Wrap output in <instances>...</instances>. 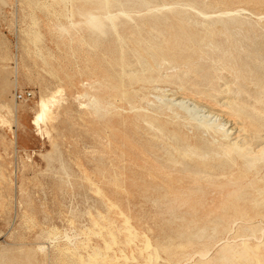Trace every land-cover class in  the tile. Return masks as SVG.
Here are the masks:
<instances>
[{
    "label": "rangeland",
    "instance_id": "rangeland-1",
    "mask_svg": "<svg viewBox=\"0 0 264 264\" xmlns=\"http://www.w3.org/2000/svg\"><path fill=\"white\" fill-rule=\"evenodd\" d=\"M101 1L0 0V264H259L264 189L209 178L174 203L139 116L264 99V0Z\"/></svg>",
    "mask_w": 264,
    "mask_h": 264
},
{
    "label": "bare ground",
    "instance_id": "bare-ground-1",
    "mask_svg": "<svg viewBox=\"0 0 264 264\" xmlns=\"http://www.w3.org/2000/svg\"><path fill=\"white\" fill-rule=\"evenodd\" d=\"M103 2L104 1H101L102 5L105 3V2L104 3ZM101 3L99 5H101ZM104 6H106V5H104ZM104 18H102V22H104L103 21ZM102 22H101V25H102ZM110 22L114 26L113 21H110ZM104 25H105V23H104ZM105 26H107V23ZM100 28H102V27L100 26ZM130 62H132V61H130ZM130 62H129V64H130ZM134 62L136 63V61H134ZM137 63H138V61H137ZM138 66L140 67L141 65H138ZM126 73L128 74V72H126ZM145 73H146V71H145ZM121 74H122V71H121ZM134 77H135V75H134ZM128 83H129V80H128ZM108 87H110V85ZM177 94L178 93L170 94L171 95L170 99L165 100V101L161 102L160 104H157L155 107L153 106L154 109L153 110L151 109L152 110L151 114L139 116V117L147 118L148 120H146V122L149 123V125H148L149 129H145L146 134L149 136V140L144 141V144H145L144 148H145L146 154H147L146 155V161H147L146 163L150 167L149 170L147 168H146V170H148V176L151 178V180L153 182H158V181L163 182L164 185L162 186L161 189L166 193V195H172L174 197L173 202L174 203L181 202V205L184 207L187 206L188 201L187 200L181 201L180 198H182L185 195L198 193L200 190L199 189L200 187L196 188V187H193L192 185H200L201 183L204 182L205 179H209V178H225L226 179L227 177H233V178L237 177L239 181H242V183H243V181L245 182L246 180H251V181L255 182L257 189H259V188L264 189V99L261 98L262 100H258L257 102H255V104L256 103L257 104L255 106H252V108L249 110L248 113L246 111L245 112L246 115H244V116L237 115L236 113L233 112V110L224 111L223 108H222V110L220 109L218 115H216L212 111L207 109L209 107H212L213 105H210L209 103L207 105H205V103L203 104V103H201V101L200 102L196 101V99H194L193 97H188V96H185L183 94H181L180 96H177ZM250 95H252V94H250ZM224 99H225V97H224ZM232 99H234V98H232ZM125 100H126V98H125ZM128 100H127V102H128ZM245 100H246V98H245ZM241 101H242V99H241ZM224 102H226V101H224ZM231 102H233V101L231 100ZM243 103H244V101H243ZM45 104H46L45 100H41L42 112L40 114V121L43 123L46 122V112L43 110ZM238 105H237V108H238ZM221 106H220V108H221ZM235 108H236V105H235ZM214 118H216V119L213 121ZM220 118H225V122L220 121ZM218 120H219V123H217ZM154 121L157 122L158 124H156ZM137 126H139V125H137ZM132 129H134V128H132ZM140 130H143V129H140ZM190 131H192L191 135L189 134ZM137 139H138V137H137ZM256 160H257V162H255ZM131 164H133V163H131ZM135 166H137V165H135ZM156 172H159L161 175H156L155 174ZM164 175H166V176H164ZM134 180H135V178H134ZM220 181H222V180H220ZM175 182H177L179 184L175 186ZM212 182H213V180H212ZM232 182H233V180H232ZM134 183H132V184L134 185ZM221 183H223V182H221ZM234 183L236 184V182H234ZM185 184L188 186H186ZM240 185H241V183H240ZM189 186H192V187H189ZM252 187H254V186H252ZM149 189L147 190V192L154 194L155 191H150ZM244 189H246V188H244ZM136 190H137V188H136ZM259 190H261V189H259ZM241 191H242V188H241ZM245 191H243L244 194L246 193ZM254 191H255V189H254ZM129 192H131V191H129ZM257 195H259V194H257ZM135 196H136V194H135ZM222 204L225 205V203H222ZM195 206H196V204H195ZM222 208H223V206H222ZM159 210H160V208H159ZM184 210H186V209H184ZM194 210H196V209H194ZM207 210H208V207H207ZM198 211H199V209H198ZM235 219H236V217H235ZM241 219H242V217H241ZM245 219H246V216H245ZM259 220H260V218H259ZM234 225H235V223H234ZM231 227H232V225H231ZM261 227H262V225H261ZM260 229L258 230V232L261 231ZM251 231H252V229H251ZM260 233L261 232H259V235H261ZM144 236H146V235H144ZM253 237L254 236H252V239H253ZM240 240H242V239H240ZM247 240H248V238H247ZM253 240H255V238ZM236 241H238V240H236ZM249 242H250V239H249ZM242 245H244V244H242ZM146 246L147 245H145V247ZM247 247H249V246H247ZM146 249H147V247H146ZM230 249H232V247H230ZM250 249L251 248L246 249L244 251L249 252ZM223 252H225V251H223ZM237 255H239V254H237ZM252 255L257 258L259 264H261V262L264 260V257L260 256L259 252L253 251ZM226 259H224V260H226ZM245 263H247V262L245 261Z\"/></svg>",
    "mask_w": 264,
    "mask_h": 264
},
{
    "label": "built area",
    "instance_id": "built-area-1",
    "mask_svg": "<svg viewBox=\"0 0 264 264\" xmlns=\"http://www.w3.org/2000/svg\"><path fill=\"white\" fill-rule=\"evenodd\" d=\"M29 97H32V94L28 93V92L16 94V100H18V101H25V100L29 99Z\"/></svg>",
    "mask_w": 264,
    "mask_h": 264
}]
</instances>
